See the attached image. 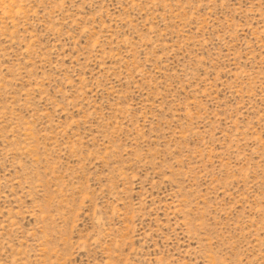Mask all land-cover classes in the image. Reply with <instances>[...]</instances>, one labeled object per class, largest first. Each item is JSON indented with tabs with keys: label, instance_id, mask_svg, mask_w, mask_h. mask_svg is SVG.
<instances>
[{
	"label": "rangeland",
	"instance_id": "1",
	"mask_svg": "<svg viewBox=\"0 0 264 264\" xmlns=\"http://www.w3.org/2000/svg\"><path fill=\"white\" fill-rule=\"evenodd\" d=\"M0 264H264V0H0Z\"/></svg>",
	"mask_w": 264,
	"mask_h": 264
}]
</instances>
